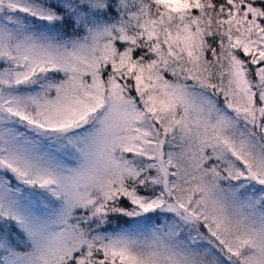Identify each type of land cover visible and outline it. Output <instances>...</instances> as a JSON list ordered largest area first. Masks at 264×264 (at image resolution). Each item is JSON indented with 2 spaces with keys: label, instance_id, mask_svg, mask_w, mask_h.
<instances>
[{
  "label": "snow or ice",
  "instance_id": "obj_1",
  "mask_svg": "<svg viewBox=\"0 0 264 264\" xmlns=\"http://www.w3.org/2000/svg\"><path fill=\"white\" fill-rule=\"evenodd\" d=\"M0 264H264V0H0Z\"/></svg>",
  "mask_w": 264,
  "mask_h": 264
}]
</instances>
